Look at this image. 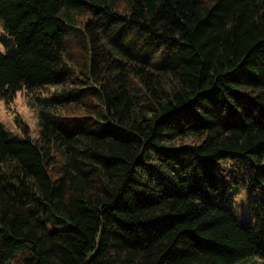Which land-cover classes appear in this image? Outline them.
I'll return each mask as SVG.
<instances>
[{"label": "trees", "instance_id": "1", "mask_svg": "<svg viewBox=\"0 0 264 264\" xmlns=\"http://www.w3.org/2000/svg\"><path fill=\"white\" fill-rule=\"evenodd\" d=\"M0 264L264 262V0H0ZM264 191V189H263Z\"/></svg>", "mask_w": 264, "mask_h": 264}, {"label": "rangeland", "instance_id": "2", "mask_svg": "<svg viewBox=\"0 0 264 264\" xmlns=\"http://www.w3.org/2000/svg\"><path fill=\"white\" fill-rule=\"evenodd\" d=\"M4 30L3 22L0 21V33ZM0 46L2 47L1 43ZM56 88L48 87L45 90L37 92H28L27 90L18 91L14 98L10 100L2 99L0 96V121L5 129L12 134L25 136L26 130L33 137L40 136V108L38 97L52 94ZM264 186L257 190L244 191L241 196V205L239 216L241 219L251 217L248 205H245L250 195L254 197L264 196ZM240 264H264L260 257H253Z\"/></svg>", "mask_w": 264, "mask_h": 264}]
</instances>
